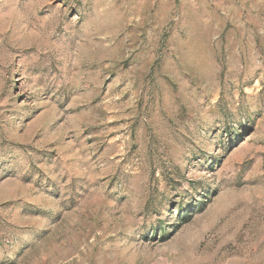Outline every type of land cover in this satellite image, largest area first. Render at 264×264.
<instances>
[{
	"label": "rangeland",
	"instance_id": "obj_1",
	"mask_svg": "<svg viewBox=\"0 0 264 264\" xmlns=\"http://www.w3.org/2000/svg\"><path fill=\"white\" fill-rule=\"evenodd\" d=\"M0 264H264V0H0Z\"/></svg>",
	"mask_w": 264,
	"mask_h": 264
}]
</instances>
